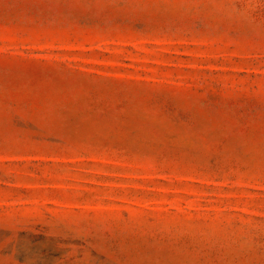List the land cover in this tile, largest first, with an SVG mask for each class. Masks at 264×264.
Masks as SVG:
<instances>
[{"label":"rangeland","instance_id":"1","mask_svg":"<svg viewBox=\"0 0 264 264\" xmlns=\"http://www.w3.org/2000/svg\"><path fill=\"white\" fill-rule=\"evenodd\" d=\"M0 264H264V0H0Z\"/></svg>","mask_w":264,"mask_h":264}]
</instances>
